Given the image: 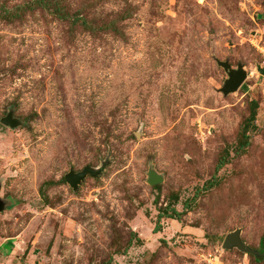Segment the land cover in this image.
Segmentation results:
<instances>
[{
	"label": "rangeland",
	"instance_id": "rangeland-1",
	"mask_svg": "<svg viewBox=\"0 0 264 264\" xmlns=\"http://www.w3.org/2000/svg\"><path fill=\"white\" fill-rule=\"evenodd\" d=\"M29 1L0 0V264H264V0Z\"/></svg>",
	"mask_w": 264,
	"mask_h": 264
},
{
	"label": "water",
	"instance_id": "water-1",
	"mask_svg": "<svg viewBox=\"0 0 264 264\" xmlns=\"http://www.w3.org/2000/svg\"><path fill=\"white\" fill-rule=\"evenodd\" d=\"M218 65L223 68L228 77V79L224 83L223 88L221 89V93L224 96L235 93L247 77L246 73L243 71L242 66H238L237 69H232L228 63H218ZM257 70L260 75L264 76V67L262 68L258 66ZM1 124L12 129L17 126V121L13 119L9 114L1 120ZM96 174L97 173L94 171L93 168L85 167L80 173L74 174L71 172L66 175L64 179L66 183L70 185V187L76 189L78 184L82 180H84L87 175L95 177ZM148 183L154 186L160 184L161 181L160 179L151 176ZM4 209V205H0V211ZM234 248L238 249L243 253H253L252 250H250L244 243H242L240 239V231L238 230L227 235L222 243V249L224 250H232Z\"/></svg>",
	"mask_w": 264,
	"mask_h": 264
},
{
	"label": "trees",
	"instance_id": "trees-1",
	"mask_svg": "<svg viewBox=\"0 0 264 264\" xmlns=\"http://www.w3.org/2000/svg\"><path fill=\"white\" fill-rule=\"evenodd\" d=\"M25 5H27L28 8H32L34 6L36 8H40L44 11H48V12H50L51 15L55 16L57 18V20L68 22L72 26L79 25V26L84 27L85 29H90V27H88L89 24H88L86 18L83 17L82 13H80L78 11L69 12L67 9H65L64 6L61 5V2L59 0H31L28 3H26ZM0 13H1V16L3 18H8L9 16H10V18L15 17V15L11 13V11H8L4 7H0ZM114 32L119 33V30L115 28ZM254 116H255V114H253V117ZM247 144H248V142L245 140L241 144V147H244ZM223 164H224V161H220V163L216 167V172H218L224 166ZM212 185H213V182L210 181L209 183L206 184V187H204V188H206V189L211 188ZM169 214L170 215H165V216H167L166 218H168V219L179 220V218H180V214L177 213L174 209H172ZM160 229H161L160 223L158 222L156 224L154 230H153V233L160 232ZM133 235L136 236L135 234H133ZM137 240H139V239H137Z\"/></svg>",
	"mask_w": 264,
	"mask_h": 264
},
{
	"label": "built area",
	"instance_id": "built-area-1",
	"mask_svg": "<svg viewBox=\"0 0 264 264\" xmlns=\"http://www.w3.org/2000/svg\"><path fill=\"white\" fill-rule=\"evenodd\" d=\"M261 52H262V54H263V57H264V50H262ZM262 79L264 80V77H262Z\"/></svg>",
	"mask_w": 264,
	"mask_h": 264
}]
</instances>
